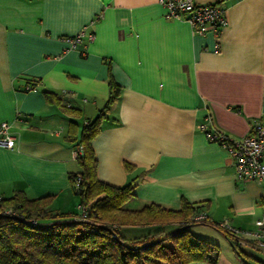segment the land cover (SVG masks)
<instances>
[{"label": "crops", "instance_id": "0c3cea01", "mask_svg": "<svg viewBox=\"0 0 264 264\" xmlns=\"http://www.w3.org/2000/svg\"><path fill=\"white\" fill-rule=\"evenodd\" d=\"M160 1L0 0V122L15 138L13 150L0 149V201L53 196V212L79 213L73 154L115 83L93 150L102 183L133 185L124 208L189 203L216 227L257 230L264 182H239L230 152L200 126L230 141L264 126V0H195L225 11L227 25L205 35L168 20ZM193 227L220 248L218 264L264 263L245 235L236 238L242 259L223 231Z\"/></svg>", "mask_w": 264, "mask_h": 264}, {"label": "trees", "instance_id": "16d2710c", "mask_svg": "<svg viewBox=\"0 0 264 264\" xmlns=\"http://www.w3.org/2000/svg\"><path fill=\"white\" fill-rule=\"evenodd\" d=\"M111 86L112 96L107 106L84 128L77 147L84 151L78 159L83 172L71 177L72 191L86 208L87 221L80 220L79 213L53 212L50 208L53 196L29 200L17 193L11 199L1 200L0 214L8 217L0 216V264H218L220 248L195 236L191 227L196 225L223 231L244 259L245 252L228 232L219 226L193 221L199 215L195 206L184 203L181 210L170 211L152 205L142 211H128L124 207L134 197L133 185L115 188L98 179L93 143L102 132L110 106L120 94L119 86L115 83ZM46 97L52 100L53 95L46 93ZM78 177L82 183L77 191ZM32 220L37 225H32ZM172 224L178 226L174 229L176 233H150L133 243L121 234L126 227L161 229ZM161 239L162 242L156 243ZM151 243L155 244L139 249Z\"/></svg>", "mask_w": 264, "mask_h": 264}, {"label": "built area", "instance_id": "2783aa9c", "mask_svg": "<svg viewBox=\"0 0 264 264\" xmlns=\"http://www.w3.org/2000/svg\"><path fill=\"white\" fill-rule=\"evenodd\" d=\"M160 3L167 9L166 18L168 20L187 22L199 35H205L210 30L218 33L221 28L227 25L225 11L217 5L201 6L195 0H161ZM68 41L73 47H76L82 42V37L78 36ZM10 129V124L0 122V149H14L15 138ZM200 129L208 140L220 143L230 152L239 182H264V126L258 125L248 137L241 141H230L225 135L209 130L207 125H201ZM83 155V148L79 147L75 150L73 157L78 160ZM81 183L82 179L78 177L75 182V190L78 191L81 188ZM79 214L80 220L87 221L88 213L82 205L79 206ZM193 221L203 224L208 223V218L205 214H201L195 216ZM30 223L37 225V221L34 220ZM256 226L255 232H241L228 222H224L219 227L234 239H239L241 234L250 238L254 242L255 250L264 256V214L257 221Z\"/></svg>", "mask_w": 264, "mask_h": 264}, {"label": "rangeland", "instance_id": "374dc122", "mask_svg": "<svg viewBox=\"0 0 264 264\" xmlns=\"http://www.w3.org/2000/svg\"><path fill=\"white\" fill-rule=\"evenodd\" d=\"M200 226V227H199ZM195 228V231H197L198 229H202L201 225H196L194 226L192 229ZM152 230V229H151ZM149 228H143V227H139V228H127V229H122L121 230V234L129 241V242H134L136 239H140L148 234L149 231H151ZM167 234L169 233H173L175 230H173L172 232L170 230H168L167 228ZM223 249V248H222ZM224 251V250H222ZM259 254V253H258Z\"/></svg>", "mask_w": 264, "mask_h": 264}, {"label": "water", "instance_id": "95a60500", "mask_svg": "<svg viewBox=\"0 0 264 264\" xmlns=\"http://www.w3.org/2000/svg\"><path fill=\"white\" fill-rule=\"evenodd\" d=\"M0 216H6V215H2V214H0ZM6 217H8V215H7ZM186 228H189V227H186ZM173 233H176V231L173 232ZM162 241H163V239L159 240V241L156 242V243H160V242H162ZM154 244H155V243H151V244H148V245H146V246H143V247H141V248H139V249H146V248H148V247L153 246Z\"/></svg>", "mask_w": 264, "mask_h": 264}]
</instances>
